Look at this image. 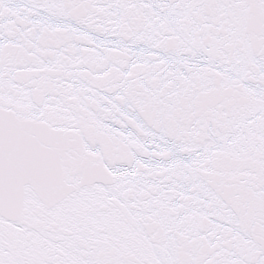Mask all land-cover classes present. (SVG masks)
<instances>
[{"label": "water", "instance_id": "1", "mask_svg": "<svg viewBox=\"0 0 264 264\" xmlns=\"http://www.w3.org/2000/svg\"><path fill=\"white\" fill-rule=\"evenodd\" d=\"M0 264H264V0H0Z\"/></svg>", "mask_w": 264, "mask_h": 264}]
</instances>
